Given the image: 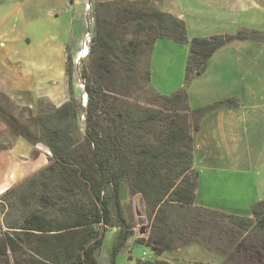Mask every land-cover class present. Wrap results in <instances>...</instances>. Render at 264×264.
Segmentation results:
<instances>
[{
	"label": "trees",
	"instance_id": "trees-1",
	"mask_svg": "<svg viewBox=\"0 0 264 264\" xmlns=\"http://www.w3.org/2000/svg\"><path fill=\"white\" fill-rule=\"evenodd\" d=\"M116 4L97 8L90 63L82 73L85 106L75 94L69 56L68 102L58 108L40 102L37 115L29 111L30 124L0 108L10 131L32 146L44 144L51 153L35 176L0 198L7 225L0 237V264H99L97 255L114 228L119 231L109 260L117 264L134 236L123 202L136 196L147 205L149 228L143 243L155 256L202 244L211 226L229 219L234 232L249 235L248 249L262 263L264 200L252 206L251 217L195 206L199 171L193 132L205 114L236 108L239 102L192 109L187 87L205 73L219 49L235 42H263L264 31L190 40L185 21L173 14L135 3ZM161 39L190 48L185 84L168 96L151 87V56ZM146 50L149 62L142 69ZM141 92L151 95L148 106L134 101L133 95ZM7 217H12L10 223Z\"/></svg>",
	"mask_w": 264,
	"mask_h": 264
},
{
	"label": "crops",
	"instance_id": "crops-1",
	"mask_svg": "<svg viewBox=\"0 0 264 264\" xmlns=\"http://www.w3.org/2000/svg\"><path fill=\"white\" fill-rule=\"evenodd\" d=\"M245 2L252 4L210 0L226 15L223 29L189 34V39L252 30L235 20ZM81 6L82 0H0L1 95L34 114L42 101L58 108L70 100L68 58L76 57L88 27L94 26L86 10L80 14ZM189 52L168 39L156 43L151 57L153 90L168 96L184 86ZM74 90L80 99L79 90ZM187 96L192 109L239 102L236 108L205 114L193 132L194 166L199 171L195 206L251 217L252 206L264 200V41L235 42L219 49L205 73L187 87ZM21 149L31 152L32 146L18 138L14 154ZM112 231L115 240L119 230Z\"/></svg>",
	"mask_w": 264,
	"mask_h": 264
},
{
	"label": "rangeland",
	"instance_id": "rangeland-1",
	"mask_svg": "<svg viewBox=\"0 0 264 264\" xmlns=\"http://www.w3.org/2000/svg\"><path fill=\"white\" fill-rule=\"evenodd\" d=\"M89 2L88 17L92 19L94 25L97 8L103 3H135L139 6L156 7L164 12L178 15L186 24H189L188 35L199 36L203 35L205 31L217 32L223 29L220 27L226 23V15L218 13L216 3L211 5L210 0H90ZM85 3L86 0H82L81 15L86 13ZM263 3L264 0H252V4L249 2L242 3L241 8L239 7L240 13L235 17L236 22L238 21L240 26H252V30L264 31ZM90 29L93 37L95 28L93 26ZM183 47L189 48V45ZM71 58L74 63L73 85L79 90L80 101L83 102L84 86L82 84H84V77L82 73L84 68L89 66L90 58L82 60L79 66L75 63L76 57L71 56ZM148 62L149 52L146 50L142 55L140 67L146 69ZM173 75H177L176 70ZM133 97L136 103L148 106L147 100L151 98V95L148 92H141L135 93ZM0 108L16 116L22 123L30 124V109L18 106L1 94ZM42 109L49 111L47 107ZM80 127L84 129V117H81ZM18 138L21 137L10 131L0 117V198L8 196L10 191L18 189L27 179L35 176L48 164L51 157L50 151L42 143L37 146L31 145V152L24 153V150L21 149L14 154L13 149ZM123 210L125 216L134 225V236L118 255L117 264H154L156 261L166 264H264V260L262 263H256L253 251L248 249L250 241H252L249 239V235L234 232L229 219H219L218 222L223 223L211 226L207 235L203 239L201 238L202 244H192L162 256H155L154 252L143 243L147 239L144 232L149 228L145 201L140 196L125 199ZM4 216L0 204V237L7 231ZM11 220L12 217H7L8 223ZM112 230H109L97 255L99 264H110L109 257L115 241L112 239Z\"/></svg>",
	"mask_w": 264,
	"mask_h": 264
},
{
	"label": "built area",
	"instance_id": "built-area-1",
	"mask_svg": "<svg viewBox=\"0 0 264 264\" xmlns=\"http://www.w3.org/2000/svg\"><path fill=\"white\" fill-rule=\"evenodd\" d=\"M90 0H86V12L88 14V11L90 10ZM91 41H92V32L91 29L88 27V30L86 32V34L84 35V38L81 42V47H80V51L78 52L76 58H75V63L76 65H80L82 60H85L88 58L89 56V51H90V45H91ZM82 86H84L82 84ZM87 94L84 92L83 94V105L85 106L87 104Z\"/></svg>",
	"mask_w": 264,
	"mask_h": 264
}]
</instances>
